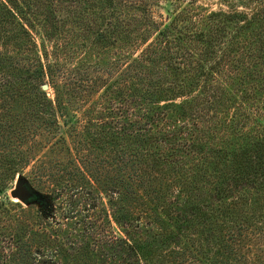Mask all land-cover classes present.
I'll list each match as a JSON object with an SVG mask.
<instances>
[{"label": "trees", "instance_id": "trees-1", "mask_svg": "<svg viewBox=\"0 0 264 264\" xmlns=\"http://www.w3.org/2000/svg\"><path fill=\"white\" fill-rule=\"evenodd\" d=\"M152 1L0 0V264H264V0Z\"/></svg>", "mask_w": 264, "mask_h": 264}, {"label": "rangeland", "instance_id": "rangeland-1", "mask_svg": "<svg viewBox=\"0 0 264 264\" xmlns=\"http://www.w3.org/2000/svg\"><path fill=\"white\" fill-rule=\"evenodd\" d=\"M152 3H155L159 6H163L165 9H169V10H174L176 8H181L184 7L186 5V2L184 1H179V0H153ZM198 3L204 5V7H207L208 10L215 8L217 0H198ZM46 86V89H42L43 91H47L49 93H52V90L48 88V85H44ZM43 87V86H42ZM63 163H66V161L64 160ZM21 185H19L16 181L14 183H12V185L10 186V189L7 191V195L9 198V201L12 204H20L25 208V205L16 199L11 198L10 193L12 190H14L15 188L19 187ZM22 188H24L23 186H21ZM88 190L90 192L89 195H85L83 197H81V199H79L77 201V205L75 206L74 211H78V213L76 215V218L74 220H70L68 222L65 223V221L62 219L64 210L68 211L69 207H67L65 205L66 200H60L57 201V203H59L60 205H62L63 207V211H59L56 218L59 222L61 223H65L68 224V228L70 227V225L72 223L79 222L82 225H86L87 224H91V223H97L98 226V232L101 233L102 232V228L104 227V230H106L107 227V218H106V213L107 211L109 212V208L107 205L108 202V198H107V192H105L103 190V188H101L99 185H95L93 187H88ZM96 207V209L94 211H89L90 212V217L87 214V211H85L84 207H87L86 209L89 210V207ZM76 227V226H73ZM112 228H113V232L114 233H119L118 229L115 227L114 224H112ZM78 230H76L78 233L76 234L75 238H79V236L77 235H82L83 230L82 227L77 228Z\"/></svg>", "mask_w": 264, "mask_h": 264}, {"label": "water", "instance_id": "water-1", "mask_svg": "<svg viewBox=\"0 0 264 264\" xmlns=\"http://www.w3.org/2000/svg\"><path fill=\"white\" fill-rule=\"evenodd\" d=\"M42 89H46V86H43ZM11 198L24 202L28 196L27 191L21 186L15 188L10 193Z\"/></svg>", "mask_w": 264, "mask_h": 264}]
</instances>
